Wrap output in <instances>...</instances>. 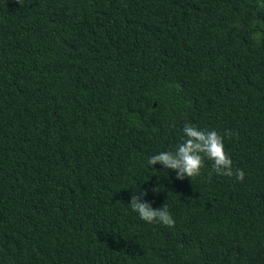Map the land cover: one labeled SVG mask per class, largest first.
Wrapping results in <instances>:
<instances>
[{
  "label": "trees",
  "instance_id": "obj_1",
  "mask_svg": "<svg viewBox=\"0 0 264 264\" xmlns=\"http://www.w3.org/2000/svg\"><path fill=\"white\" fill-rule=\"evenodd\" d=\"M186 124L244 181L149 165ZM0 264H264V0H0Z\"/></svg>",
  "mask_w": 264,
  "mask_h": 264
},
{
  "label": "clouds",
  "instance_id": "obj_2",
  "mask_svg": "<svg viewBox=\"0 0 264 264\" xmlns=\"http://www.w3.org/2000/svg\"><path fill=\"white\" fill-rule=\"evenodd\" d=\"M253 39L257 42L261 39V33H256ZM186 139L180 143L176 150L162 151L148 159L149 165L162 164L167 169L177 173V178L185 177L194 179L201 175L205 164V157L213 162V171L221 176L233 177L243 182L245 172L243 169H234L233 162L225 150L223 137L216 131H205L196 126L186 124L183 128ZM231 135L229 131L227 133ZM159 191V189H154ZM147 193H139L131 199L130 207L139 217L149 223H161L166 227L174 228L176 221L168 211L167 204L161 208H153L151 204L141 202L140 196Z\"/></svg>",
  "mask_w": 264,
  "mask_h": 264
}]
</instances>
